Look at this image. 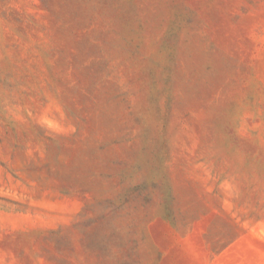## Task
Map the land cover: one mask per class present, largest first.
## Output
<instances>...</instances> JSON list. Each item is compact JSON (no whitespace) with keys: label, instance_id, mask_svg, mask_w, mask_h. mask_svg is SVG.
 <instances>
[{"label":"rangeland","instance_id":"374dc122","mask_svg":"<svg viewBox=\"0 0 264 264\" xmlns=\"http://www.w3.org/2000/svg\"><path fill=\"white\" fill-rule=\"evenodd\" d=\"M0 264H264V0H0Z\"/></svg>","mask_w":264,"mask_h":264}]
</instances>
